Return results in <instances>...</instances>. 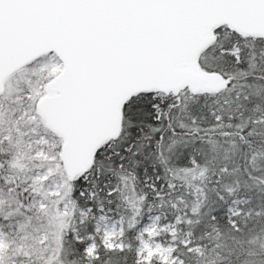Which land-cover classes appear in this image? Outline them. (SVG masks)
Masks as SVG:
<instances>
[{
  "label": "snow or ice",
  "instance_id": "6c2138e0",
  "mask_svg": "<svg viewBox=\"0 0 264 264\" xmlns=\"http://www.w3.org/2000/svg\"><path fill=\"white\" fill-rule=\"evenodd\" d=\"M0 264H264V0H0Z\"/></svg>",
  "mask_w": 264,
  "mask_h": 264
}]
</instances>
